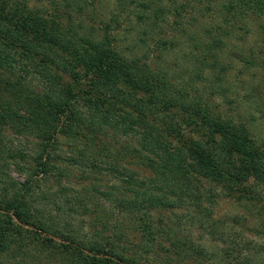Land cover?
I'll list each match as a JSON object with an SVG mask.
<instances>
[{"label":"trees","instance_id":"obj_1","mask_svg":"<svg viewBox=\"0 0 264 264\" xmlns=\"http://www.w3.org/2000/svg\"><path fill=\"white\" fill-rule=\"evenodd\" d=\"M31 1L0 0V264H227L178 213L261 204L264 144L191 84L264 0Z\"/></svg>","mask_w":264,"mask_h":264},{"label":"rangeland","instance_id":"obj_2","mask_svg":"<svg viewBox=\"0 0 264 264\" xmlns=\"http://www.w3.org/2000/svg\"><path fill=\"white\" fill-rule=\"evenodd\" d=\"M30 4L35 5L36 2L32 0ZM87 5L89 16L91 11H95L98 17H92L97 21L101 13L102 18L107 17L112 0H87ZM88 23L92 24L93 20H88ZM224 43L217 52L220 64L215 70L209 67L205 70L204 67L205 71L193 83L189 82L188 74L178 82L187 86L192 83L197 87L196 97L205 98L211 107L224 114L222 116L244 122L256 142L264 144V36L256 31V23L252 21L248 31H239L233 37L228 35L224 37ZM217 80L221 82L216 84ZM220 84L226 90L217 88ZM12 176L21 180L15 173ZM263 207L264 198L261 204L244 205L222 196L212 207L216 235H209L208 231L206 234L204 228L191 221L193 213L189 209L178 213V224L186 239L199 244L207 254L221 256L227 264H263L264 237L255 233L257 229H263L260 226V220H264L261 216Z\"/></svg>","mask_w":264,"mask_h":264}]
</instances>
